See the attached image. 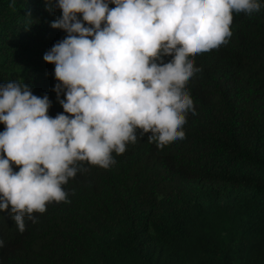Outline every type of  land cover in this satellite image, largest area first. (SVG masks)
Masks as SVG:
<instances>
[{
	"label": "trees",
	"instance_id": "trees-1",
	"mask_svg": "<svg viewBox=\"0 0 264 264\" xmlns=\"http://www.w3.org/2000/svg\"><path fill=\"white\" fill-rule=\"evenodd\" d=\"M11 3L0 0V84L47 94L55 117L43 56L66 35L50 27L59 11ZM232 15L226 43L190 55L200 71L185 86V138L158 149L145 135L108 169L78 162L69 202L25 218L23 232L0 212V264H264V7Z\"/></svg>",
	"mask_w": 264,
	"mask_h": 264
},
{
	"label": "clouds",
	"instance_id": "clouds-1",
	"mask_svg": "<svg viewBox=\"0 0 264 264\" xmlns=\"http://www.w3.org/2000/svg\"><path fill=\"white\" fill-rule=\"evenodd\" d=\"M262 7L264 0H45L47 11H59L50 27L66 34L43 56L54 65L63 112L50 116L49 96L29 84H0V212L23 232L25 218L36 223L32 214L47 204L69 202L63 186L87 170L78 162L108 169L113 153L145 135L158 149L184 139L186 116L195 115L185 86L200 71L190 55L226 43L233 12Z\"/></svg>",
	"mask_w": 264,
	"mask_h": 264
}]
</instances>
